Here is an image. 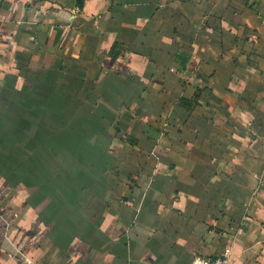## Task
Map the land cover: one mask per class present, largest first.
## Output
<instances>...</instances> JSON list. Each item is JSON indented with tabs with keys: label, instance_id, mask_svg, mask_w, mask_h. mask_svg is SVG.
Listing matches in <instances>:
<instances>
[{
	"label": "crops",
	"instance_id": "1",
	"mask_svg": "<svg viewBox=\"0 0 264 264\" xmlns=\"http://www.w3.org/2000/svg\"><path fill=\"white\" fill-rule=\"evenodd\" d=\"M0 136V264H264V0H0Z\"/></svg>",
	"mask_w": 264,
	"mask_h": 264
},
{
	"label": "built area",
	"instance_id": "2",
	"mask_svg": "<svg viewBox=\"0 0 264 264\" xmlns=\"http://www.w3.org/2000/svg\"><path fill=\"white\" fill-rule=\"evenodd\" d=\"M190 264H230L229 250L225 249L215 255L195 257L190 261Z\"/></svg>",
	"mask_w": 264,
	"mask_h": 264
},
{
	"label": "rangeland",
	"instance_id": "3",
	"mask_svg": "<svg viewBox=\"0 0 264 264\" xmlns=\"http://www.w3.org/2000/svg\"><path fill=\"white\" fill-rule=\"evenodd\" d=\"M81 115H83L82 114V112L80 113ZM112 115V113L110 112V113H108L107 114V116H111ZM82 122H84L83 120H81ZM10 123L12 122V120H10L9 121ZM85 122L86 123H88L89 124V122H90V120H85ZM84 122V123H85ZM93 122V120H91V123ZM85 123V124H86ZM9 135V134H8ZM11 136V135H10ZM93 137V136H92ZM3 138H5V137H1L0 136V140L2 141V139ZM53 139H56V140H58L57 139V137H52ZM84 137H81V140L83 139ZM87 138H89V137H85V139H87ZM68 139V142L67 143H69V144H72V142H71V140L72 139H76V141H77V137L75 136V137H73V136H69L68 138L67 137H64V140H67ZM80 142V144H79V149H80V153H82V144H81V141H79ZM78 143V142H77ZM4 145V144H3ZM4 154V156L5 155H7L8 156V159L11 161V159L13 158V154H12V152H7V153H5L4 151L3 152H1L0 153V159H2L1 157H2V155ZM86 154H87V152H86ZM85 154V148H84V155H86ZM84 156L82 155V156H80V158L82 159ZM10 164H11V162H10ZM6 169V173L9 171V170H11V167H8V168H5Z\"/></svg>",
	"mask_w": 264,
	"mask_h": 264
}]
</instances>
